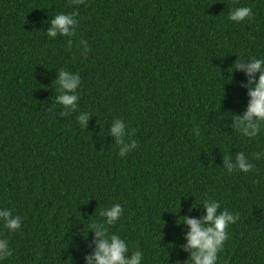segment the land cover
I'll list each match as a JSON object with an SVG mask.
<instances>
[{
	"label": "trees",
	"instance_id": "1",
	"mask_svg": "<svg viewBox=\"0 0 264 264\" xmlns=\"http://www.w3.org/2000/svg\"><path fill=\"white\" fill-rule=\"evenodd\" d=\"M238 6L251 17L229 21ZM60 12L76 13L71 48L46 35ZM250 57H264V0H0V208L22 220L15 232L0 227L12 250L3 264H84L88 226L116 203L123 214L108 231L129 254L188 264L177 221L202 216L208 198L239 217L217 264H264V158L252 159L264 131L242 137L230 118L248 101L244 73L230 68ZM61 69L81 80L66 117L55 103ZM114 118L134 130L125 157L108 134ZM236 152L254 170L228 173L223 154Z\"/></svg>",
	"mask_w": 264,
	"mask_h": 264
},
{
	"label": "clouds",
	"instance_id": "2",
	"mask_svg": "<svg viewBox=\"0 0 264 264\" xmlns=\"http://www.w3.org/2000/svg\"><path fill=\"white\" fill-rule=\"evenodd\" d=\"M73 5L84 3V0H70ZM252 9L248 6H238L231 8L227 19L235 23H241L250 18ZM49 27L46 35L49 39L58 35L68 37V47H72V40L77 29L76 13H57L48 21ZM79 44L82 46V54L87 55L89 51L87 41L81 39ZM231 72L242 71L246 77L241 82V86L247 89V104L242 113L231 112L232 130L242 137L253 139L264 131V57H250L247 60L235 61L231 66ZM258 74V76H257ZM58 88L55 103L60 105L63 112L62 116H68L75 112L79 103L78 88L81 80L78 73L61 69L58 71L54 81ZM91 113L81 111L76 115V121L82 129L87 128V121ZM221 119L223 116L220 117ZM195 135L200 134L198 127L193 128ZM134 130L129 131L128 126L120 118H114L108 128V134L114 137L115 144L118 146V155L125 157L129 152L137 147V141L125 137H131ZM264 158V152H256L252 159L259 160ZM222 167L228 172L240 171L248 173L254 170V164L250 162L249 156L244 152H236L235 156L223 154ZM204 214L197 217L188 215L180 216L181 221L187 225L184 233L185 243L180 248L189 253L186 260L188 264H217L218 253L222 250L224 241L227 239L228 226L239 219L238 215L233 214L227 209L218 211L220 204L211 198L205 199L202 204ZM196 208L192 205L189 211ZM123 214L122 206L119 203L113 204L102 210L99 215L102 217L100 222H93L88 226V232H92L93 250L84 257V264H142L144 253L137 248L129 254V246L125 239L115 233H110L108 227L115 224ZM22 220L19 215H13L12 210L0 208V227L8 230L9 233L21 228ZM87 232V235H88ZM87 235L85 237H87ZM12 255L7 239L0 236V264Z\"/></svg>",
	"mask_w": 264,
	"mask_h": 264
}]
</instances>
